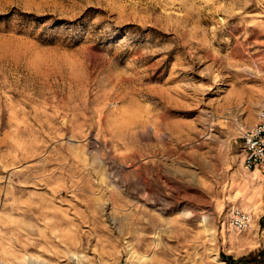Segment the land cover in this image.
<instances>
[{
	"label": "rangeland",
	"instance_id": "obj_1",
	"mask_svg": "<svg viewBox=\"0 0 264 264\" xmlns=\"http://www.w3.org/2000/svg\"><path fill=\"white\" fill-rule=\"evenodd\" d=\"M263 107L264 0H0V264H264Z\"/></svg>",
	"mask_w": 264,
	"mask_h": 264
},
{
	"label": "built area",
	"instance_id": "obj_2",
	"mask_svg": "<svg viewBox=\"0 0 264 264\" xmlns=\"http://www.w3.org/2000/svg\"><path fill=\"white\" fill-rule=\"evenodd\" d=\"M242 140L244 168L264 172V107L260 110L257 121L243 131ZM227 221L229 226L242 231L249 227L251 215L238 207H231Z\"/></svg>",
	"mask_w": 264,
	"mask_h": 264
},
{
	"label": "trees",
	"instance_id": "obj_3",
	"mask_svg": "<svg viewBox=\"0 0 264 264\" xmlns=\"http://www.w3.org/2000/svg\"><path fill=\"white\" fill-rule=\"evenodd\" d=\"M263 220H264V216H263ZM226 260L228 261V258Z\"/></svg>",
	"mask_w": 264,
	"mask_h": 264
}]
</instances>
